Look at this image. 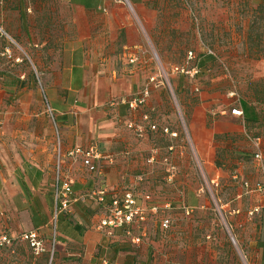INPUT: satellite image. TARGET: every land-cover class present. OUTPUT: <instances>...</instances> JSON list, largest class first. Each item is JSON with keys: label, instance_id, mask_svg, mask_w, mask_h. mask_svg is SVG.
Returning <instances> with one entry per match:
<instances>
[{"label": "crops", "instance_id": "0c3cea01", "mask_svg": "<svg viewBox=\"0 0 264 264\" xmlns=\"http://www.w3.org/2000/svg\"><path fill=\"white\" fill-rule=\"evenodd\" d=\"M16 47L24 49L35 77L31 71L25 80V73L18 75L20 79L14 77ZM144 51V37L122 1H0V234L17 236L35 230L41 241H49L56 178L69 177L73 201L67 212L57 215L54 225L56 264H264V198L242 186V181L259 178L252 158L254 138L259 136L264 144L259 110L250 103L240 104L241 116L230 114L228 123L222 122L223 117L216 122L219 133L243 132L239 154L248 155L242 149L250 154L249 162L238 160L235 168L229 164L222 169L208 162V180L214 183L221 178L225 186L220 192L227 197L202 189L175 195L178 202L166 199L177 192L140 194L141 202L149 197L159 207L160 216L169 215L167 236H161L160 217L152 237L149 232L145 237L144 221L140 223L143 230L137 231L138 240L126 236L123 227L108 235L99 226L105 212L99 193L104 190L109 200L122 176L117 172L114 177V166L97 171L99 157L90 169L81 155L68 151L75 147L97 151L91 141L104 137L109 148L119 136L134 149L120 123L130 119L125 101L144 87L138 71L146 62ZM37 69L40 93L53 111L54 127L47 111H15L5 106L11 96L7 89L32 86L34 78L38 80ZM246 127L256 133H245ZM157 136L145 132L135 149L144 151L149 138ZM176 209L180 213H174ZM213 211L225 218L243 260L225 239L208 229Z\"/></svg>", "mask_w": 264, "mask_h": 264}, {"label": "rangeland", "instance_id": "374dc122", "mask_svg": "<svg viewBox=\"0 0 264 264\" xmlns=\"http://www.w3.org/2000/svg\"><path fill=\"white\" fill-rule=\"evenodd\" d=\"M110 1H122L135 29L144 37L146 62L138 71L143 76L147 97L143 106L130 111L126 124L120 123L132 138L129 139L133 150L125 146L121 136L109 148L105 137L91 141L97 145L99 153L97 171H104L109 165L116 167L114 177L117 172L122 176V183L109 194L129 190L139 197L143 193L169 195V192H177L166 198L174 202L179 200L175 195L190 189H202L210 195L218 191V196L221 195L225 184L221 178L214 183L208 180V162L222 169L229 164L235 168L238 160L249 162L250 154L243 149L241 152L248 155L239 154L238 142L244 139L243 132L216 131L219 117L228 123L231 109L240 107L241 103H250L259 110L261 125H264V0ZM129 1H137V4L131 5ZM119 35H124L122 29ZM187 51L200 60L193 77L174 70L175 66L191 67L192 62L185 63ZM14 53L18 58L11 66L16 73L14 77L25 73V80L28 71L35 77L24 49L16 47ZM36 73L38 80L33 77L32 86L7 89L11 94L5 104L7 109L37 110L47 114L46 102L40 93V70ZM140 114H145L147 119ZM50 122L54 127L52 119ZM129 122L131 127H128ZM138 124L144 126L146 133L149 125L154 124L156 129L152 133L158 134L149 138L144 151L135 149L136 143L143 138L136 134ZM245 133L256 132L246 127ZM53 153L55 158L58 152L55 149ZM225 197L227 195H221L222 199ZM174 213H180L179 209ZM213 213L208 229L216 238L225 239L243 260L225 218L218 211ZM159 214H147L145 237L148 232L149 237L154 235ZM134 230L143 229L138 225ZM168 234L169 228L161 236ZM55 236L52 219L49 241H42V251L35 254L26 242L16 240L13 245L0 249V264H56Z\"/></svg>", "mask_w": 264, "mask_h": 264}, {"label": "built area", "instance_id": "2783aa9c", "mask_svg": "<svg viewBox=\"0 0 264 264\" xmlns=\"http://www.w3.org/2000/svg\"><path fill=\"white\" fill-rule=\"evenodd\" d=\"M1 1V0H0ZM196 57L191 51H187L185 56V63L192 62L190 68H185L184 66H175L174 70L179 73L188 74L193 77L197 71ZM153 80V77L150 79ZM197 90V89H195ZM147 97V88L144 89L136 95L134 98L125 101L130 110H135L138 107H141L145 103ZM45 99V98H44ZM47 112L53 120V111L47 105L45 99ZM231 115L241 116L242 111L239 108H233L230 110ZM143 119H147V116L144 114ZM132 124L129 122L128 127H131ZM155 125L151 124L148 127V130L154 131ZM136 134L140 137H143L145 134V129L142 124L136 126ZM69 155L79 154L83 157V163L90 169L94 168V159L98 158L97 151L92 148L83 150L81 148H73L68 151ZM252 158L257 168L259 178L253 182L242 181V186L246 192H258L264 198V144H262V139L258 136L254 138V146ZM72 179L65 177L60 181V177L57 176L55 186H54V195H55V208L53 211L54 225L56 217L59 213L67 212L70 209L71 203L73 201L72 197ZM106 192L104 190L100 191L98 201L104 204L105 214L99 222L101 228H105L108 235H112L116 228L123 227L124 233L126 236L138 240L140 236L132 234L130 227L138 226L142 223L147 214L157 215L159 214V207L152 203L149 197H145L146 202L139 203L136 199V196L129 190L123 191L119 194H114L109 197V200L105 198ZM170 225V219L166 216H160L159 218V227L161 230H166ZM232 238V237H231ZM16 240L26 242L31 249H33L35 254H38L43 250L42 241L35 230H30L27 232H22L17 236H9L6 233L0 234V249L5 246H11ZM233 240V238H232Z\"/></svg>", "mask_w": 264, "mask_h": 264}, {"label": "trees", "instance_id": "16d2710c", "mask_svg": "<svg viewBox=\"0 0 264 264\" xmlns=\"http://www.w3.org/2000/svg\"><path fill=\"white\" fill-rule=\"evenodd\" d=\"M81 1H82V0H81ZM199 63H200V60L197 59V60H196V64H197V66L199 65ZM136 199H137V201H138L139 203H141V201L139 200V198L136 197ZM151 201H152V200H151ZM144 202H146V201L144 200ZM134 227H136V226L130 227V231L132 232V234L140 236V235L138 234V232H137L136 230H134ZM136 232H137V233H136Z\"/></svg>", "mask_w": 264, "mask_h": 264}]
</instances>
